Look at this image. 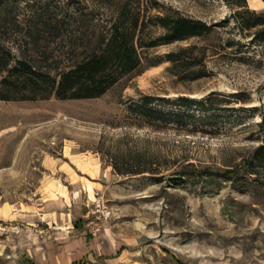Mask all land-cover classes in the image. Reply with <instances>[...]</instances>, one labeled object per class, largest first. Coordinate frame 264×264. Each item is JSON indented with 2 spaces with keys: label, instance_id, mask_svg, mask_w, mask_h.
Segmentation results:
<instances>
[{
  "label": "rangeland",
  "instance_id": "1",
  "mask_svg": "<svg viewBox=\"0 0 264 264\" xmlns=\"http://www.w3.org/2000/svg\"><path fill=\"white\" fill-rule=\"evenodd\" d=\"M120 1L0 0V20L19 55L38 11L61 19L63 35H43L66 63L85 42L80 12L97 32ZM127 1L214 31L144 50L141 67L98 98L0 100V264L33 260L25 215L55 197L65 198L71 235L93 240L89 264H264V168L252 163L264 145V52L223 0ZM144 96L182 122L145 123L131 110ZM180 98L211 99L213 109Z\"/></svg>",
  "mask_w": 264,
  "mask_h": 264
},
{
  "label": "trees",
  "instance_id": "2",
  "mask_svg": "<svg viewBox=\"0 0 264 264\" xmlns=\"http://www.w3.org/2000/svg\"><path fill=\"white\" fill-rule=\"evenodd\" d=\"M223 1L233 10L232 19L237 28L240 31H252L250 43L264 52V13L251 9L247 0ZM159 6V3L154 5L156 8ZM38 12L33 22L22 31L27 37L28 42H25L29 50L25 51L18 45L19 55L8 45L11 40L6 27L8 19L5 17L0 20V100L98 98L141 67L145 58L144 50L191 37L209 36L214 31L213 24L181 15L176 10L173 13L160 11L146 16L129 1L123 0L115 8L109 24L97 32L94 29L91 31L85 13L80 12L82 28L79 29L81 35L78 40L85 39V42L72 44L65 63L45 47L49 44L45 43L43 35L52 32L63 35V21L44 17V9ZM153 28L160 29V32L153 33ZM176 56V53H171L168 60L175 62ZM201 76L194 75L192 79ZM210 102L211 99L194 101L180 98L177 104L184 108L198 104L205 106L206 111L213 109L211 106L206 107ZM150 103L151 99L144 96L131 110L147 124L165 126L174 120L182 122L179 112L151 107ZM252 163L264 168V145L255 149ZM28 263L36 264L30 260Z\"/></svg>",
  "mask_w": 264,
  "mask_h": 264
},
{
  "label": "crops",
  "instance_id": "3",
  "mask_svg": "<svg viewBox=\"0 0 264 264\" xmlns=\"http://www.w3.org/2000/svg\"><path fill=\"white\" fill-rule=\"evenodd\" d=\"M247 3L254 10L264 9V0H247ZM66 204L64 197L44 199L40 207L25 215L31 225L26 239L34 254L30 261L36 264H89L88 260L93 263L97 259L93 240L89 241L82 232L71 235L72 230L67 224L69 217L63 210Z\"/></svg>",
  "mask_w": 264,
  "mask_h": 264
}]
</instances>
